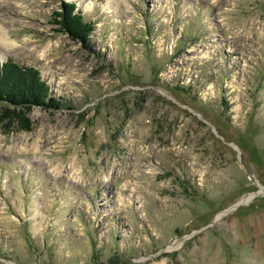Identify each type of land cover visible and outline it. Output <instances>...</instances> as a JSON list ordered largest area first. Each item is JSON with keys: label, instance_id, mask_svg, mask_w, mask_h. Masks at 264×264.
Wrapping results in <instances>:
<instances>
[{"label": "rangeland", "instance_id": "rangeland-1", "mask_svg": "<svg viewBox=\"0 0 264 264\" xmlns=\"http://www.w3.org/2000/svg\"><path fill=\"white\" fill-rule=\"evenodd\" d=\"M9 58L63 106L0 119V264H264V0H0Z\"/></svg>", "mask_w": 264, "mask_h": 264}, {"label": "trees", "instance_id": "trees-1", "mask_svg": "<svg viewBox=\"0 0 264 264\" xmlns=\"http://www.w3.org/2000/svg\"><path fill=\"white\" fill-rule=\"evenodd\" d=\"M53 20L58 30L88 45L95 24L84 17L74 1L63 2L54 11ZM36 106L57 109L63 102L52 94L49 83L35 65L4 60L0 64V119L12 130H30L29 113Z\"/></svg>", "mask_w": 264, "mask_h": 264}]
</instances>
